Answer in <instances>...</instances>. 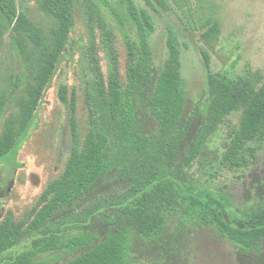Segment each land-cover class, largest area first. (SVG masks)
<instances>
[{
    "label": "trees",
    "instance_id": "obj_1",
    "mask_svg": "<svg viewBox=\"0 0 264 264\" xmlns=\"http://www.w3.org/2000/svg\"><path fill=\"white\" fill-rule=\"evenodd\" d=\"M217 6L211 0H0L25 72H10L0 87V120L10 111L0 160L35 119L65 62L74 63L69 77L75 79L57 90L70 143L62 169L22 216L10 209L0 220V264H56L79 250L62 264H161L178 256L197 224L230 240L246 264H264V71L234 74L242 53L231 69H213L201 41L214 46L221 37ZM187 48L202 61L200 86L208 91L205 110L197 105L188 115ZM148 115L158 124L151 133ZM220 134L227 144L216 147ZM109 176L127 186L68 209ZM96 220L112 227L100 240ZM133 235L160 259H136Z\"/></svg>",
    "mask_w": 264,
    "mask_h": 264
},
{
    "label": "rangeland",
    "instance_id": "obj_2",
    "mask_svg": "<svg viewBox=\"0 0 264 264\" xmlns=\"http://www.w3.org/2000/svg\"><path fill=\"white\" fill-rule=\"evenodd\" d=\"M191 1L195 5L198 4V0ZM211 1L218 4L217 15L223 30L220 39L214 46L208 45L204 41H201V45L210 52L213 69L219 70L222 67L231 69L238 54L242 53L243 58L234 69V74L245 75L253 69L264 71V0ZM197 16L204 17V11H198ZM83 27L84 25L78 27L74 39L80 40L82 38L80 33L83 31ZM78 51L76 55L79 54ZM182 56L183 74L190 82L186 104L188 115L197 105H200L201 111L205 110L208 91L200 86L202 79L200 74L203 64L198 55L192 48H187L184 49ZM20 57L10 26L0 13V87L4 82V77L10 72H24ZM121 63L125 75L126 55L123 45L121 46ZM73 65L74 63L71 61L69 64L64 63L63 75L55 78L35 119L27 128L15 149L0 160V174L4 173L5 177L7 175L11 178L16 177L12 191L6 196L0 195V209L4 206L5 211L12 209L18 217L22 216L25 210L35 204L47 183L62 169L63 160L69 149L68 116L64 104L58 98L57 90L61 82H75L74 78L69 77L70 71L71 74L74 73ZM23 76L26 77L24 74ZM23 88L24 81L21 83L20 90ZM11 102L13 104L17 103L15 95H11ZM11 107L14 108L15 106L12 105ZM7 113L9 114L10 111H6L5 116ZM5 116L3 115L0 120V135L3 131ZM202 117V115L197 116L189 140L196 136ZM82 119L87 122L86 115L82 114ZM144 123L145 130L149 133L155 131L158 125L156 119L150 115L147 119H144ZM60 133H62V136ZM59 141H63V144L57 148ZM52 143L55 145L54 147H52ZM226 144L223 134H220L215 146H226ZM184 150L178 157V166L184 163L186 153ZM199 166L200 164H198ZM262 177L264 178V171ZM126 186L127 182L115 176L106 177L68 209L80 207L87 202L100 198L110 197ZM259 191L261 195H264V182L259 186ZM94 228L100 235L99 240L108 235L112 229L109 224L99 220L95 221ZM187 234L188 236L183 238L184 241L180 245V253L178 252L179 254L176 257L178 259L167 257L166 261H160L161 264H246L233 243L221 236L214 228L197 224L191 226ZM132 241V250L136 259L140 258L138 260L146 262L160 259L158 252L153 247L142 243L135 235L132 236ZM81 252L79 250L74 254H67L56 264H62Z\"/></svg>",
    "mask_w": 264,
    "mask_h": 264
},
{
    "label": "flooded vegetation",
    "instance_id": "obj_3",
    "mask_svg": "<svg viewBox=\"0 0 264 264\" xmlns=\"http://www.w3.org/2000/svg\"><path fill=\"white\" fill-rule=\"evenodd\" d=\"M62 136V133H60ZM63 138V137H62ZM63 141H59L58 146H62ZM55 145L52 143V147H54ZM69 149H70V143H69ZM68 149V151H69ZM4 173L0 174L1 179H0V195H7L12 191V186L15 183L16 177H9L8 175L5 177V175H3ZM3 187H5L4 189H2ZM10 210L8 209L7 211H5V206L3 208L0 209V218L3 219V217L9 212Z\"/></svg>",
    "mask_w": 264,
    "mask_h": 264
}]
</instances>
